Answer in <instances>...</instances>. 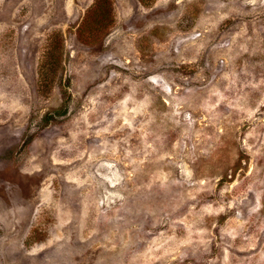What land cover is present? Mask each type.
<instances>
[{"label": "rangeland", "instance_id": "obj_1", "mask_svg": "<svg viewBox=\"0 0 264 264\" xmlns=\"http://www.w3.org/2000/svg\"><path fill=\"white\" fill-rule=\"evenodd\" d=\"M0 264H264V0H0Z\"/></svg>", "mask_w": 264, "mask_h": 264}, {"label": "trees", "instance_id": "obj_2", "mask_svg": "<svg viewBox=\"0 0 264 264\" xmlns=\"http://www.w3.org/2000/svg\"><path fill=\"white\" fill-rule=\"evenodd\" d=\"M49 117H50L49 119H51V118H52V116H51V115H49Z\"/></svg>", "mask_w": 264, "mask_h": 264}]
</instances>
